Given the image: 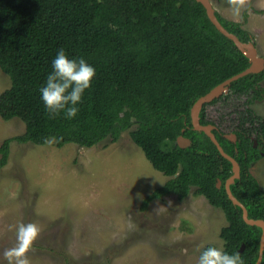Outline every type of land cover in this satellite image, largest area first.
I'll return each mask as SVG.
<instances>
[{
  "label": "trees",
  "instance_id": "obj_1",
  "mask_svg": "<svg viewBox=\"0 0 264 264\" xmlns=\"http://www.w3.org/2000/svg\"><path fill=\"white\" fill-rule=\"evenodd\" d=\"M215 15L241 42L252 40L240 23ZM61 48L96 69L73 119L50 117L40 99L39 88ZM248 67L247 58L214 28L195 0H0V71L10 82L0 93V119L24 125L22 135L0 145V169L7 164L11 141L43 146L45 138L56 137L59 149L70 144L90 148L105 140L116 142L136 126L129 133L132 142L169 179L144 199L141 209L168 195L183 200L193 189L224 214L227 224L219 233L223 250L238 252L243 264H255L261 229L247 225L241 208L228 200L224 182L231 165L190 123L198 98ZM263 80L264 72L231 82L226 94L202 106L200 124H209L208 105L242 97L247 105L264 97ZM251 117L244 114V127ZM243 133L237 135L246 147ZM178 136L189 139L190 146L179 148ZM216 139L232 156L233 144ZM243 169L230 191L248 219L264 221V192Z\"/></svg>",
  "mask_w": 264,
  "mask_h": 264
},
{
  "label": "rangeland",
  "instance_id": "obj_2",
  "mask_svg": "<svg viewBox=\"0 0 264 264\" xmlns=\"http://www.w3.org/2000/svg\"><path fill=\"white\" fill-rule=\"evenodd\" d=\"M210 1L219 16L250 33L257 55L264 58V0H245L239 19L232 16L229 0ZM9 85L0 71V93ZM241 101L208 105L205 116L228 130ZM253 110L264 119V99ZM135 129L90 148L11 141L7 164L0 169V262L8 264L3 253L16 245L15 226L21 222L41 228L27 254L31 264H198L204 247L223 248L219 233L227 223L222 210L193 189L183 200L168 195L141 209L169 179L132 142L129 133ZM23 133L21 121L0 119V145ZM261 164L251 171L264 191Z\"/></svg>",
  "mask_w": 264,
  "mask_h": 264
},
{
  "label": "clouds",
  "instance_id": "obj_3",
  "mask_svg": "<svg viewBox=\"0 0 264 264\" xmlns=\"http://www.w3.org/2000/svg\"><path fill=\"white\" fill-rule=\"evenodd\" d=\"M229 3L232 16L239 19L245 0H229ZM95 76V67L85 58H70L63 48L59 49L51 61V71L39 88L40 99L50 117L75 118ZM56 140V137L45 138V143L52 144ZM40 233V226L34 222L18 223L15 226L16 245L3 253L8 264H31L27 254L34 250ZM183 251L186 253L187 249ZM198 264H243V260L238 252L229 254L222 247L208 245L201 250Z\"/></svg>",
  "mask_w": 264,
  "mask_h": 264
},
{
  "label": "water",
  "instance_id": "obj_4",
  "mask_svg": "<svg viewBox=\"0 0 264 264\" xmlns=\"http://www.w3.org/2000/svg\"><path fill=\"white\" fill-rule=\"evenodd\" d=\"M197 3H199L204 11L205 14L210 21V23L214 26V28L225 38L230 40L234 46L237 48V50L244 55L248 62L249 67L245 69L243 72L231 77L230 79L225 80L212 90H210L207 94H205L203 97H200L197 99V101L193 104V106L190 109V123L192 126V129L196 132H202L205 134L210 141L214 144L217 151L223 157L224 159L228 160L232 165V175L225 183V193L228 198V200L231 201V203L235 206H238L242 210V218L244 222L249 226H257L261 228V237H260V245H259V253L255 264H261L262 261V252L264 249V222L261 220H252L248 219L247 212L244 208V206L232 195L230 191V185L234 183V181L239 177V169L237 163L224 151L222 150L221 146L215 139L213 133L211 132L214 128L211 125L203 126L199 123V113L201 111V108L204 104H209L213 100L219 98L222 94L226 93L231 82H234L238 80L241 77H244L249 74H258L261 73L264 70V58H261L257 55V50L252 42H241L234 34L228 32L219 22L218 18L215 15V9L211 3L210 0H195ZM199 105V109L197 114L195 113L196 107ZM183 132V131H182ZM228 138V137H227ZM229 140L233 141L234 137L228 138ZM176 144L179 148L185 149L190 146V140L181 137H178L176 140ZM217 188H219V184L217 185ZM244 248V245H241L239 252H242Z\"/></svg>",
  "mask_w": 264,
  "mask_h": 264
},
{
  "label": "flooded vegetation",
  "instance_id": "obj_5",
  "mask_svg": "<svg viewBox=\"0 0 264 264\" xmlns=\"http://www.w3.org/2000/svg\"><path fill=\"white\" fill-rule=\"evenodd\" d=\"M251 42H252V40H251ZM260 86H261V83H260ZM219 98H217V99H219ZM263 99H264V97H262L261 99H254L252 101V103L245 105L244 104V102H245L244 100H246V98L242 97L240 100H243V101H241L242 103H241L240 107H234V109L232 111L231 118H230L231 120H230V123L228 124V130H223V128H222L220 123L213 122V121L208 120L206 118V121H209V124H207V125H211L214 128L211 132L213 133L215 139H216V136H220L222 139H224L227 142H230L231 144H233V149H232L233 155L230 156V157L238 165L239 177L236 180L240 179L241 170L243 168H245L243 170L246 172L247 176H250V177H252L255 180V178L252 175V171L251 170L254 169V168L258 169V167L262 165L261 162L262 161L264 162V126H263L264 125V119L259 117L253 110L255 104L260 103L261 101H263ZM247 110H248V112H247ZM247 113L250 114L252 117L247 122L245 127H251L250 125H252L253 128H245L243 123H242V121L244 122L242 117L244 116V114L247 116ZM242 128H245V130H242ZM182 131L184 132V130H181V133H183ZM240 132L241 133L244 132L243 133V137H244L243 139L247 142L246 147H243L242 145H240L239 137L237 135ZM199 133H202V132H199ZM232 136L234 137L233 141L228 139V138H230ZM178 137H181V136H178ZM177 138H176V140H177ZM183 138H185V137H183ZM176 140H175V142H176ZM239 159H240V162L238 161ZM226 161H228V160H226ZM230 165H231V163H230ZM263 167H264V165H263ZM231 175H232V165H231ZM229 178L230 177H228L225 180V182H224V191H225V183H226V181ZM256 183H257V185H258V187L260 189L259 183L257 181H256ZM218 184H219V188H220V184L221 183L218 182L217 185ZM260 191H262V190H260ZM262 192H264V191H262ZM245 210H246V208H245ZM246 212H247V210H246ZM261 221H263V220H261ZM261 234H262V232H261ZM241 245H244V244H241ZM259 245H260V241H259ZM243 250H244V248H243ZM258 253H259V251H258ZM263 253H264V249H263V252H262V258H263Z\"/></svg>",
  "mask_w": 264,
  "mask_h": 264
},
{
  "label": "bare ground",
  "instance_id": "obj_6",
  "mask_svg": "<svg viewBox=\"0 0 264 264\" xmlns=\"http://www.w3.org/2000/svg\"><path fill=\"white\" fill-rule=\"evenodd\" d=\"M198 109H199V105H197V107H196V110H195V113L197 114V112H198Z\"/></svg>",
  "mask_w": 264,
  "mask_h": 264
}]
</instances>
